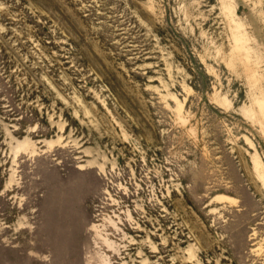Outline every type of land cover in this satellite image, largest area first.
I'll return each instance as SVG.
<instances>
[{"label": "rangeland", "instance_id": "rangeland-1", "mask_svg": "<svg viewBox=\"0 0 264 264\" xmlns=\"http://www.w3.org/2000/svg\"><path fill=\"white\" fill-rule=\"evenodd\" d=\"M0 264H264V0H0Z\"/></svg>", "mask_w": 264, "mask_h": 264}, {"label": "bare ground", "instance_id": "bare-ground-1", "mask_svg": "<svg viewBox=\"0 0 264 264\" xmlns=\"http://www.w3.org/2000/svg\"><path fill=\"white\" fill-rule=\"evenodd\" d=\"M216 199L219 200V201H224V200L231 201L232 200V198H229V197H226V196H218V197H216Z\"/></svg>", "mask_w": 264, "mask_h": 264}]
</instances>
